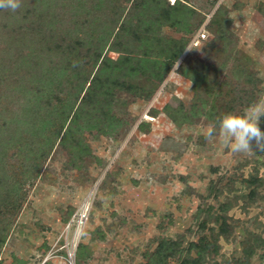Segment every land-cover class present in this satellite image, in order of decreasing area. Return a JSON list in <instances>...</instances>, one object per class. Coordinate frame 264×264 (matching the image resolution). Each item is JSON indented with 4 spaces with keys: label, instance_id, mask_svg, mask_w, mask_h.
<instances>
[{
    "label": "rangeland",
    "instance_id": "obj_1",
    "mask_svg": "<svg viewBox=\"0 0 264 264\" xmlns=\"http://www.w3.org/2000/svg\"><path fill=\"white\" fill-rule=\"evenodd\" d=\"M186 1L206 17L200 27L217 9L228 16L229 51L207 54L213 32L206 28L207 37L189 47L190 39L150 99L122 93L116 111L126 123L112 135L86 133L93 157L82 168L68 165L58 139L25 186L0 264H76L79 243L87 256L79 264H142L162 238L187 245L203 235L218 245L204 264H263L264 152L233 154L205 138L218 118L201 115L178 125L165 106L189 109L193 102V82L177 71L179 64L210 63L221 80L229 74L236 82L230 70L239 62L257 78L256 101L264 99V0ZM223 204L227 234L220 233Z\"/></svg>",
    "mask_w": 264,
    "mask_h": 264
},
{
    "label": "trees",
    "instance_id": "obj_2",
    "mask_svg": "<svg viewBox=\"0 0 264 264\" xmlns=\"http://www.w3.org/2000/svg\"><path fill=\"white\" fill-rule=\"evenodd\" d=\"M205 19L186 0H23L16 13L0 11V248L25 186L56 141L69 153L68 165L82 168L93 157L86 133L112 135L124 126L116 111L121 94L150 99ZM206 28L213 38L204 51H229L228 16L217 9ZM177 71L194 90L189 109L165 106L178 125L201 115L219 119L259 93L257 78L239 62L230 70L236 82L229 74L221 80L210 63L179 64ZM227 208L221 205L222 234L229 233ZM83 248L77 245L76 264L87 257ZM212 250L218 245L206 235L187 245L162 238L142 264H204Z\"/></svg>",
    "mask_w": 264,
    "mask_h": 264
},
{
    "label": "clouds",
    "instance_id": "obj_3",
    "mask_svg": "<svg viewBox=\"0 0 264 264\" xmlns=\"http://www.w3.org/2000/svg\"><path fill=\"white\" fill-rule=\"evenodd\" d=\"M22 3L23 0H0V11L16 13L21 9ZM262 118L264 99L248 105L241 113L223 114L217 122L208 125L204 135L207 141L218 142L233 154L264 152Z\"/></svg>",
    "mask_w": 264,
    "mask_h": 264
},
{
    "label": "built area",
    "instance_id": "obj_4",
    "mask_svg": "<svg viewBox=\"0 0 264 264\" xmlns=\"http://www.w3.org/2000/svg\"><path fill=\"white\" fill-rule=\"evenodd\" d=\"M174 1L175 0H173L172 2ZM206 37H207L206 27L205 25H203L202 27H200L199 31L192 36L189 47L199 45L200 42Z\"/></svg>",
    "mask_w": 264,
    "mask_h": 264
}]
</instances>
